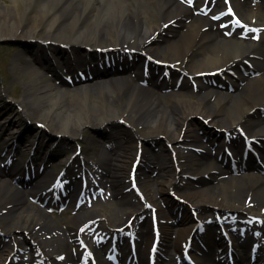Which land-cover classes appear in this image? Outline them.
<instances>
[{"label": "bare ground", "instance_id": "bare-ground-1", "mask_svg": "<svg viewBox=\"0 0 264 264\" xmlns=\"http://www.w3.org/2000/svg\"><path fill=\"white\" fill-rule=\"evenodd\" d=\"M9 1L11 5L0 7V40H29L35 48L31 52L18 51L27 62L13 61L12 69L25 83L19 111L0 120V132L6 126L19 128L23 119L37 122L32 137L53 136V144L43 147L46 153L50 149L52 160L61 156L62 144L72 141L85 128H107V139L124 136L125 142L108 148L106 141L96 134L90 137L87 151L96 152L97 158L91 160L85 156L87 159L81 165L84 179L80 181L76 177L72 185L77 189L75 195L97 190L98 200L90 210L84 206L86 203L63 200L64 210L73 213L70 216L51 215V209L60 205L52 202L50 192L23 187L17 177L27 173L25 160L16 161L11 174L5 171V166L12 159L0 156V243L7 239L0 244V264H6L9 259L34 264L35 250L47 256L49 264H77L79 255L73 256L71 247L77 242L75 234L90 220L94 222L82 230L91 251L89 264H111L106 239L112 238L133 217L137 236L135 264L149 263L154 235L159 237V258L155 264H179L187 242L196 238L203 243L193 255L197 264H226L231 257L237 264H249L253 251L249 242L240 241L242 245H232L231 251L225 235L217 232L220 228H215V223L203 222L211 213L252 214L253 207L247 202L250 199L261 216L253 233L264 239L261 203L264 202V119L259 118L258 112L264 107V40L253 42L240 36L230 37L233 31L264 30V19L259 22L253 15L241 19L249 7H255L264 18V1L262 4L253 0ZM18 7H21L19 13ZM210 7L211 15L217 19L203 14V9ZM30 10L36 11L32 17H28ZM156 18L158 24L154 23ZM114 46L118 52L140 51L168 64L181 62L191 75L219 72L230 84H200L194 89L188 85V78L179 86L176 79L166 83L153 75L147 87L130 84L126 90L111 75L120 71L119 66L140 75L143 59L129 61L122 56L114 60V67H106V78L75 85L61 81L53 65L55 60L74 75L76 68H86L99 50ZM244 61H250L252 68L244 74L236 72ZM46 72H52L55 81L46 79ZM94 73L96 69L90 67L88 74ZM108 83L109 88H105ZM122 120L126 124L121 125ZM236 126L245 127L248 137L258 139L262 166L254 161L232 169L223 150L236 151V156H241L244 141L236 137L226 141L223 133L216 130ZM14 129L17 128H12V133ZM138 141L143 148L142 160L134 170L137 160L132 148ZM25 144L30 146L29 142ZM156 147L162 149L163 157L151 151ZM235 165L242 166L240 162ZM220 175L221 179L214 180ZM45 176L53 179L55 173L47 171ZM204 176L209 177V183L200 185ZM131 182H137V187L133 188ZM171 190L188 206L176 204L167 195ZM108 195L113 197L115 205L106 211L101 199ZM190 210L195 211L194 218ZM153 212L157 226L151 222ZM237 216L224 220L231 223L227 230L232 231L234 226H240L241 230L245 226L248 220ZM197 224L204 226V233L196 230ZM243 232L246 236L245 232L249 231ZM117 246H112V253L117 252L121 264H125L130 254L128 241L121 239ZM169 247L176 258H166ZM263 247L253 264H264ZM62 253L68 255L67 263L56 261V256Z\"/></svg>", "mask_w": 264, "mask_h": 264}, {"label": "rangeland", "instance_id": "rangeland-1", "mask_svg": "<svg viewBox=\"0 0 264 264\" xmlns=\"http://www.w3.org/2000/svg\"><path fill=\"white\" fill-rule=\"evenodd\" d=\"M253 1H256L255 3H261L260 0H253ZM6 5L7 6L11 5V2L9 0H0V7L4 8ZM20 11H21V7H18L17 12L19 13ZM35 13H36L35 10H30V12L28 13V17H32L33 15H35ZM255 13L258 14V15H255ZM259 14L260 13L255 9V7H249L242 14V19L245 18V17L248 18L250 15H253L254 16V18H253L254 20H257V21L261 22V21H263L264 18H262L261 15H259ZM259 16L261 17V19H260ZM154 23L158 24L159 23V18H156L154 20ZM34 48H35L34 43L32 41H29V40H27V41H17V40H5V41H3V40H0V96L2 97V98L0 97V119L4 118L7 115L14 116V114H16L19 111L18 104H19L20 97H21V89L23 88L25 82H24L23 79L19 78V76H17L15 74L14 70L12 69L13 68V61L14 60H18V61L27 62V58H25L22 55H18L17 53H18V51H21V50H24L25 52H27V51L31 52V51H34ZM111 49H112L111 51H103V53L104 54H106V53H113V54L120 53V52H118V49L115 48V46L111 47ZM96 56H97V54L95 53L94 54V58ZM125 57L129 61H132V59H135L134 61H136L138 58H141V59H143L142 65H144L145 62H147V64H148V67L146 69H148V70H150L152 72H157V70H159L158 66L155 63H152V62H156L157 60H160V59H157V58H154V57H148V56H146L143 53L138 52V51H135V53H132V54H129V55H125ZM89 62L90 63L88 65V67L89 68L92 67V69H96L97 73L88 74V75H75V76L73 75L74 76L73 78H72V76L70 74L63 73L62 75H63L64 78H62L61 81H63V79H68V80L71 79L70 81H71L72 84L82 85L83 83H86V82L93 83L96 80H101V79L106 78L107 72H105V70L103 69V65H101V69H100V68H98L96 66V63H95L94 60L93 61L89 60ZM249 62L245 61L244 64H241L239 66L240 68L238 70L239 71H247V70H249V68L252 66V63L251 62L249 63ZM175 67L178 68L180 71L188 74V71L185 69L184 65L181 62H178L177 64H175ZM59 68L62 71L64 70L63 66L59 65ZM32 70H34V69L32 68ZM61 70H60V72H61ZM85 70H86L85 67H82V68L81 67L80 68L77 67V71H78L79 74H82ZM159 72H160V70H159ZM170 77H171V75L165 76L166 79H170ZM45 78L48 79V80L53 79V77L50 74L45 75ZM116 80H118V79H116ZM207 80L209 82H212L213 81V77L208 78ZM134 81L135 80L134 79L132 80V78H131V82H133V85L135 84ZM196 81L197 82H195V83L199 84V85L207 83L205 81V79L196 80ZM108 85H109V83L105 85V88H109ZM134 87H135V85H134ZM128 89H130V88L129 87L126 88V90H128ZM224 111H227V110H224ZM224 111H222V112H224ZM259 118L264 119V114L259 112ZM123 123H124V121L122 120L121 125H123ZM124 124H126V123H124ZM35 127H36V122L35 121H33V120H27L26 121L25 119H23V121L21 123V126H20V129L21 130H25V131L28 132V131H31V130L33 131ZM12 128H14V127L13 126H7L4 131L0 132V141L3 140L4 142H8V144H10L9 142L11 141V139L12 138L14 139V135L12 134V131H10ZM242 128L246 129L245 127H242ZM219 130H222V129H219ZM82 131H83L82 134L78 133L77 135H75V138L71 142H69L66 145L62 146L63 147L62 152L70 154V151L73 150V147L75 145L79 144L81 146V148H82V152L80 153V155H81L80 160L83 161V158L87 159L86 157H88L91 160H94V158H97V153L94 152V151L92 152L91 150L87 151V147L91 146L90 145V142H91L90 137L94 136L96 134L98 138H100L101 140L102 139L105 140L106 137H107V134H108V129L107 128L106 129L105 128L101 129V128L97 127V128H93V129L85 128ZM229 133H230L231 136L238 137L239 128L232 129V130L229 131ZM119 137L120 138H117V139L114 140V141L118 140L117 142H115V144H118V143L124 141V138H123L124 136L123 137L119 136ZM108 144L112 146V145H114V142L108 143ZM164 144H165V140H164ZM135 148L136 147H134V146L132 148L133 156L136 155V153H137ZM23 149H26V148L23 147ZM153 149H154V150H152L153 153L157 154L159 157H163L162 156L163 153L161 152L162 149H160L158 147L153 148ZM3 151H6V147H5L4 144H0V154L5 156ZM17 152H18V155H16L14 157V159H17V158L19 159V158H21L24 155L22 153V151H20L19 148L17 149ZM84 152L87 155H85ZM148 154H149V152H148ZM39 155L41 156V154H39ZM81 161H77V162L74 163V165H77L76 169H79V167H80L79 163H81ZM47 165H49V166L52 165V167H54L53 163H48ZM55 170H58V168H55ZM219 179H220V176H215L214 177V180H216V181L219 180ZM207 183H209V177L208 176H204L202 178V183H200V185L201 184H207ZM197 185H195V186H197ZM182 187H184V186H182ZM167 195L170 197L169 192H167ZM250 201H252V200L247 199V202H249L251 208L253 207V213H256L255 212L256 211V208H255L256 205L253 202H250ZM175 203H177V201H175ZM261 203L264 205L263 201ZM102 204H104L103 209L106 210V211H109L111 209L110 207L115 205V200L113 199V197L111 195H108L107 198L104 200V203H102ZM164 207H165V205H164ZM56 209H57V211H53V213L51 212V215L56 216L57 214H60V213H64L67 216L73 215L71 212L60 210V208H56ZM98 210L99 209H97L96 211L98 212ZM262 210H264V206H262ZM245 214H247V213H243V212L239 213V214L234 213L231 216H233V218H235L238 215L237 217H242L244 219H249V217H247ZM208 215H209V219L210 220H214L215 219V216L212 213L208 214ZM209 219L206 218L204 220V222L208 221ZM252 220H256V222L259 223V219L256 218L255 216L252 217ZM55 229L57 230V228H55ZM172 233L175 234L174 231H172ZM80 235L82 236V232L80 233ZM18 237H23V235H18ZM27 240H29L28 237H27ZM5 241H7V239H5ZM79 243L81 244L80 241H79ZM84 247H85L84 245H81V246H78V247L77 246H72L71 247V252H72V254H75V252H79L80 253L81 251L82 252H86V249H84ZM168 252H170V249L168 250ZM168 256H169V253H168ZM68 258H69L68 255L65 253V255H63V257H62V262L65 263V261L68 260Z\"/></svg>", "mask_w": 264, "mask_h": 264}, {"label": "snow or ice", "instance_id": "snow-or-ice-1", "mask_svg": "<svg viewBox=\"0 0 264 264\" xmlns=\"http://www.w3.org/2000/svg\"><path fill=\"white\" fill-rule=\"evenodd\" d=\"M189 2H191V0H189ZM229 12H231V9H229ZM237 23H239V21H237Z\"/></svg>", "mask_w": 264, "mask_h": 264}]
</instances>
